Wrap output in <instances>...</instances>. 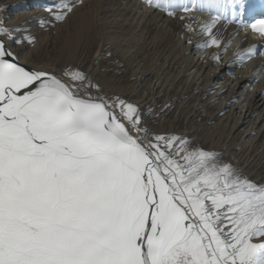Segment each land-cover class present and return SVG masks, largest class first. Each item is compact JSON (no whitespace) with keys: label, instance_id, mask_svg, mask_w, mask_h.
<instances>
[{"label":"snow or ice","instance_id":"snow-or-ice-1","mask_svg":"<svg viewBox=\"0 0 264 264\" xmlns=\"http://www.w3.org/2000/svg\"><path fill=\"white\" fill-rule=\"evenodd\" d=\"M230 4L264 37V19H243L246 0ZM11 31L0 21V36ZM204 31L198 47L220 46ZM86 79L32 67L0 39V264H264V185L217 153L151 133L136 106L92 94Z\"/></svg>","mask_w":264,"mask_h":264},{"label":"rangeland","instance_id":"rangeland-1","mask_svg":"<svg viewBox=\"0 0 264 264\" xmlns=\"http://www.w3.org/2000/svg\"><path fill=\"white\" fill-rule=\"evenodd\" d=\"M41 1L31 2L30 8H8L0 1V21L12 30L1 37H7L20 57L55 74L69 69L83 72L87 79L82 86L87 91L133 104L151 133L178 136L189 141L190 148L217 153L220 161L238 169L243 177L264 185V130L243 136L234 115L225 106H213L209 98L214 91L207 90V72L192 66L183 49L186 43L180 42L182 37L174 27L165 28L146 14L145 0H74L84 3L70 12L65 10L63 21L54 19L62 12L55 5L63 0ZM230 8V0H224L213 10L227 24L240 26ZM263 9L264 0H246L244 21ZM25 12L40 16L32 30L21 23ZM88 15L91 28L85 25ZM12 37L22 43H14ZM88 81L99 86V93L88 87ZM147 98L154 100L150 110L143 106ZM155 117H162L159 125Z\"/></svg>","mask_w":264,"mask_h":264},{"label":"bare ground","instance_id":"bare-ground-1","mask_svg":"<svg viewBox=\"0 0 264 264\" xmlns=\"http://www.w3.org/2000/svg\"><path fill=\"white\" fill-rule=\"evenodd\" d=\"M0 1L5 2V6L8 8L11 6L30 8L28 5L32 4L31 2H40L41 0ZM182 1L184 2L176 3V7L171 10V13L162 7H156L155 4H150L148 0H145L147 5L145 4V8H142L145 9L146 14H149L161 26L165 28L174 27L172 29L181 35L183 41L180 39V42L186 43V45L183 44V49L189 54L187 59L195 69L205 70L207 72V90L209 89L210 92L214 91L211 93L212 97L209 100L215 105H211H217L219 108L225 106V109L234 115L236 127L238 129L243 128L241 129V135L243 136L249 137L256 130H264V39L260 38L259 34L254 32L250 27L244 29L241 25L235 26L233 23L227 24L224 17L218 16L214 12L215 10L213 9L219 7L217 4L205 3L201 7L200 3H197L196 0ZM70 3L72 5V11L84 2L70 0ZM137 5L139 6V4ZM185 5L191 7V11H185ZM192 5L196 6L192 7ZM65 10L60 9L62 12H66ZM252 16L254 17L248 19L246 23H256L264 19V9ZM39 17L37 14H33V12H25L20 19L24 27L32 30L34 27V25L32 27V23L38 20ZM213 21H215L214 24ZM188 24L190 25L189 28H187ZM206 24L211 25L212 32L221 39L220 46L198 47V45L206 44L209 40L207 32L203 29L206 27ZM85 25L89 28L92 27V21L89 15L85 19ZM16 27H19L18 24H16ZM0 39L5 40L10 45L7 37L3 38L0 36ZM229 40L231 41L229 42ZM238 43H241L240 47L233 51L232 49ZM69 47L70 49L72 48L71 46ZM251 47H254L256 51L249 57L247 56V50ZM225 48H227L226 51ZM64 55L66 56L67 54L65 53ZM68 55L70 56V54ZM68 55L67 58H69ZM216 56H219L220 59H215L214 57ZM241 56L245 57L243 61L240 60ZM20 58L24 63L32 67L46 70L45 67L34 64L26 58ZM206 93L208 94L207 91ZM152 100L153 98H147V100L143 101L145 102L143 106L145 108L148 107L147 110L153 108ZM147 110L146 112H148ZM161 118L155 117V122L158 125L161 123Z\"/></svg>","mask_w":264,"mask_h":264}]
</instances>
